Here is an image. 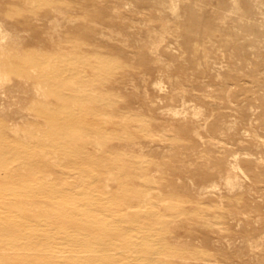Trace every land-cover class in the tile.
<instances>
[{"label":"rangeland","instance_id":"obj_1","mask_svg":"<svg viewBox=\"0 0 264 264\" xmlns=\"http://www.w3.org/2000/svg\"><path fill=\"white\" fill-rule=\"evenodd\" d=\"M5 1L6 2H3L4 8H0L1 18H4L5 20H12V22L20 28H23L26 25H30L33 29H35L36 32H40V34H43L42 31H45L46 33L48 32L49 37H47L50 39H48V45H51L47 46V51L36 49L37 41L35 39L40 36L39 34H37L34 36V41L32 42L31 46L27 48L28 51H26V53L21 58H17L16 56H11L9 54L10 49H16L15 45L12 43H9L8 51L7 48L1 50L2 63L0 64V74L2 78L3 76H6V79L2 83H0V130L5 122L11 121V118H13V120L17 119L18 121V125L21 129L18 130V136H21L23 134L22 127H28L27 125H30V130L28 133H26L25 136L36 142L47 140L46 138L50 134V130H53V128L47 129L50 124L46 119V114H43V112L41 111V107L43 106L42 103H38L37 105L28 108L26 112L27 115L24 114L23 116H19L17 115V113H11L9 111L10 96L7 97V95L5 94L7 93L14 96V98H12V107H16L20 103L16 100L18 96L23 97L25 95V93L22 92V88L20 87V80L18 77L17 66L19 65L16 64V61L19 59L23 60L29 66H31L30 69L31 71H33L35 76H37L42 67L46 66V63L49 62L50 64L53 63V66L55 65L54 67L51 66L50 69H55L58 67L62 68V61L67 62L63 63L66 64L67 68L68 64L70 63H68L69 60H65L69 59L68 57H70V55L71 57L78 56L84 60H96L98 55H94V53H108L126 57L130 60V62H133V64H138V62L140 63L141 59L143 60L142 65L137 66L138 74L137 72H134L133 68H126V77L123 79H118L123 83H121V81H118L119 83L116 82V84L124 85L122 87L114 89L113 92L112 90L105 88L104 95L112 99L115 98L118 101H124L126 97H123L122 92H128L129 90V92L134 91V97L132 96L134 100L131 98L132 105L130 109L125 107L124 110L126 111V116L131 117L132 115H129V113H131L135 114L134 117H137L136 120H132L130 122L131 129L135 130L139 128L138 123H140L142 129H145L143 130V133L138 132L140 136H145L143 138L141 137L144 140H142L141 138L139 140L145 150L143 151L142 148L137 146V144L129 145L128 147H126V150L124 149V151H126V155L129 156L130 159L124 161L123 164H125L124 166H127L130 171H133L136 173V175H138V178L135 179L139 183L137 184V188H142L143 194L145 193V191H147L146 194L148 196V200L143 201L141 199V201L139 202L140 205H138L137 207H127L126 211H128V213L126 214L121 212H114L112 211L111 207L114 204L113 200L110 199L109 195H107L106 193L102 194L100 190L96 189L91 172H84L82 170V174L81 171L70 169V167H64L63 165L57 163L53 165V168L51 170L42 171L40 174H34V181H39L41 184H48L47 186L50 188L61 186L72 187L70 189L71 192L73 191L71 195L65 194L64 197H54V199L63 200L62 202H65L67 205H69V208L71 210L77 211V214L82 218H92L91 214L86 210V202L88 203V198L102 196L100 203L101 206H99L100 211L103 210V212H101L103 215L101 219L111 220V222H109L111 226L122 224V226L130 227L133 223L138 224L137 228L139 229H135L134 231H132L134 237L139 240L140 238L146 239L149 243V246L151 247V250H153V248L159 249V256L161 260L160 263L157 262L155 264H204L202 263V258H200V256H197V253H205L209 250L211 245L207 242L204 233H202L203 230H201V223L205 222L214 224L215 220H221L220 222H222L220 224L218 223L219 221L216 222V226H218V228L216 227V229L225 227L228 230L221 228L218 232L214 231L215 233H219L221 236H223V239L221 237L222 240L220 239L219 241L220 245H216L215 249L210 251V255L213 252V254H216L215 256L213 255L212 257V255H206V257L211 259V261L209 260V262L211 263L207 262L206 264H264V232H262L264 231V221L262 223V220L264 219V143L262 144L260 142H255L250 137L252 133L256 132H258L261 137H264V0H241V8H236L232 0H203L201 2L198 1L199 3H196L197 5H194V0H192V2H189V4H186L188 2L185 3L184 1L176 0L175 3L176 5H178L180 16L175 17L171 13V8L169 9L170 2L168 0H151L152 2L150 0H145V3H141V1L143 0H130L129 2H127L128 0L126 2L124 0H120V2L116 0L117 4L114 5L112 3H115V1L112 3L109 2L111 6L113 5L112 7L114 9H117L116 7L120 6V11L122 13L124 11V13H127L124 15L126 17H124V19L126 21L129 20L128 24L131 23V25L128 26L127 29L130 28L129 30H131L132 32L138 30L137 26H143V31H145L146 37H149L148 26L152 25L153 23L155 25L153 24L152 26H150V28H152L153 26H158L159 24L161 25L160 19L157 20L155 17H152L155 18V20H151L150 16L160 13L163 14L162 16H164L165 18L171 16L168 18V20H170L171 23H174L173 25H175V23H179L177 25L179 26V29H177L183 31L181 32V34L178 31L176 34V30L174 31L175 33H168L165 38L166 41L165 39H163L164 45L161 46L162 48L160 47L159 49L147 51L144 48H137L133 41V43L131 41V43H127V47V44L123 43L121 39H119L118 37L117 39L112 36V34H110V32H112L115 28L112 30L111 28L113 27L101 24L103 28L106 27L104 28V30L106 29L105 35L100 33L98 35L96 34L97 37H95V39L87 45V49L85 50V52L77 49V47L72 42L73 36L71 34L67 35L66 33L61 37H58L60 36V34L51 31L47 23L48 19L46 18V16L39 13L40 0H20L19 2L24 8V11L21 12V14L19 13V11H17V15L13 17V19L4 17L5 14H8L7 5L10 4L9 0ZM51 1L53 2L56 0ZM83 1L85 2V0H80L79 4H77V2L74 0L72 2H69V20L74 18L73 20L75 21L74 22L73 20H71L74 23L69 21L71 22H68L69 25H71L72 23L78 24L80 21H82V16L86 11V7H84L82 4ZM166 1H168V3ZM247 1L251 2L248 3ZM259 1L261 3H259ZM26 2H28V6L25 7V5L27 4ZM161 2H163V5L160 4ZM71 3L75 4V6L71 5ZM227 3L228 6L226 5ZM229 4L231 6H229ZM121 5H125L127 6V8L129 7L134 10L128 8V10L126 11L127 8L124 6V10ZM149 5H155V8L150 7ZM158 6H161V8H156ZM245 6H247L246 8H248L249 10H244ZM248 6L251 8H249ZM112 7H109L108 10H111ZM186 7L188 9H185ZM217 11H219V13ZM230 12L232 14H230ZM241 12L243 13V15H241ZM35 14L36 18H34ZM199 15L202 16V19ZM217 15L218 17H216ZM130 16L133 19H130ZM194 16L197 20H204L205 25L201 23L202 21H197L195 20V18L193 19ZM221 16L224 17V22L222 24H219L217 21L219 20L218 18H221ZM127 17L129 18L127 19ZM176 17H178V20H176ZM36 19L38 22L36 21ZM188 19H192V22ZM194 20L197 21V23L193 22ZM209 24L213 26H210ZM207 25H209V27ZM227 26H229V28ZM215 27H217V29ZM190 28H192V30L195 32H199L197 36H199L200 38H198V42H200L201 48L199 50L200 52L194 55L196 58H194V56H189L191 55L189 54L191 53V42H193L194 39H197V36H194L196 35V33H193ZM210 28L211 31L209 30ZM108 29H110V32L108 31ZM185 30L191 31H187L184 33ZM112 33H115V31ZM186 33H189V36L186 35L187 37L193 38H191L190 40L185 35V38H182L183 34ZM106 36H109V38L111 37L112 39H107ZM212 36L215 38H212ZM227 37L229 39L226 40L225 38ZM204 38L206 39L205 41ZM209 38H211V41L215 39L213 43L210 42ZM230 39L234 40V43ZM59 40L61 43L59 42ZM58 42L59 45H57ZM203 42H205V48L208 47V49L206 48L207 50L205 49V51H203ZM209 42L210 45H213L212 48L209 45ZM214 42L216 44H214ZM225 42H228L229 44L226 45ZM72 44L74 45L73 47L71 46ZM49 47L54 50L49 49ZM140 52L143 53L140 54ZM204 52L207 53H205L204 55ZM67 54H69V56ZM178 54L183 55L179 57ZM153 56L156 58L160 57L161 59H164L163 61L166 62L164 64H168L166 65L168 69L170 68L168 77L159 75V70L155 69L157 65L152 62L153 60L151 59ZM42 57H44L41 61L42 63H39V61L37 60H41ZM46 57L47 59L45 60ZM50 57L53 60L51 59V61H49ZM205 59L207 60V62ZM8 61H14V63L10 65ZM36 62L39 64H36ZM81 67L85 69L87 66L85 63H82ZM149 74L151 75L150 77ZM130 77H132V79ZM152 77L155 78L154 81ZM126 78H128L129 80H126ZM144 78H146V80ZM39 79L40 78L37 76V81L34 82L36 85L42 84V82L38 81ZM133 79L135 80L134 83ZM155 81L162 82L163 86L166 89L164 95L161 92H155V90L153 89V83ZM90 83L94 84L91 81L87 82V84ZM91 84L86 86L89 88H91L90 86L94 87V85ZM170 84H178L180 85V87H183L185 89L187 88L189 89V91H191L189 92L188 90H186V96L182 97L184 99H181L182 95L179 96L170 94V92L168 91L171 89ZM49 86L50 83L49 85H47L48 89ZM241 86H244V89H242ZM145 91L147 92L145 93ZM153 91L155 94H152ZM192 92L195 95H192ZM106 93L108 94L106 95ZM112 93L114 94V97ZM159 94L162 95V97H160ZM115 96H119L121 97V99ZM187 96L189 98H187ZM141 102H144L147 106L144 103L142 104ZM186 104H192L197 108H200L203 111L202 117H207L210 125L204 128L202 124L198 127V129H200L199 131H201V139L204 140V142L197 145L193 144V147L196 146V149H194L195 151L192 149V146L190 145L191 143L183 142L181 144V149L179 150H182V152L179 153L178 149H175L178 145V142L173 143V138H183L182 126H175V117H179L181 115L179 113L176 115L173 114L172 110L182 111L184 110L183 107ZM149 105H151L152 107L150 108ZM51 107L55 112H58L60 110V106L58 105H52ZM149 109L152 111H150ZM114 112H117V114L119 113L116 109L113 110V113ZM121 113L123 112H120V114ZM171 113L172 115H169ZM205 113L208 115H206ZM116 115L113 116L114 119L119 117L118 115ZM121 115H125V113ZM91 116L92 115L87 116L88 119L95 120V117ZM171 117H173L174 119H172ZM119 119L124 120V118H122L121 116L120 118H118V120ZM153 120L158 121L157 125L153 126L152 131L148 132V129L146 131L147 126H149L148 122ZM98 122L100 125L102 123V126H108L110 123L107 120L106 123H109H104L105 119L102 120V118H100ZM122 122H126V120ZM223 123L225 124L223 125ZM166 124H169L170 128L169 125L167 126ZM230 124L233 125L235 130L233 129V127L231 130L226 129V127ZM39 125L43 127V129ZM171 125L173 126L171 127ZM219 126L223 128L219 129ZM157 129L159 130V132ZM164 129L166 130L164 131ZM160 131H163V133H161ZM152 133L157 134L156 136H154L155 138L158 136L157 142L156 139L154 140L155 142L153 141L154 138L152 136ZM173 134H175V136ZM162 135L165 137L164 139L162 138ZM171 135H173L171 137L172 139H170L169 137ZM147 137L150 139L145 140V138ZM159 137H161V140H159ZM49 139H51V136L49 137ZM210 139H212L216 143H214L213 145L211 143L206 144ZM149 144H151L150 146H152L151 149H149ZM147 147L149 148L147 149ZM201 147L203 149L205 148V150L200 149ZM188 148L191 149L188 150ZM221 148L222 152L220 151ZM40 151L48 157L55 155V152L50 150L48 147L43 146L40 148ZM203 153L226 155V157H229L228 159L231 160L236 159L237 154V157H240L238 158L240 166L237 165V160L236 168L239 175L241 176L239 177L243 184V187L237 186L235 187V189H233L229 185H227L224 178L215 177L214 182H211L212 180L203 182V184H201V186H203L202 190L201 186L196 184L197 180L194 175H198L197 172L198 170H200V168H206L205 160L203 159L204 157H202L204 156ZM189 158L191 159L189 160ZM245 159L246 162H244ZM173 164L176 165L177 170L172 171L171 169H169L170 165ZM186 164H190L191 167L190 165L187 166ZM192 164L194 167L192 166ZM216 168L218 169V166L215 164H211L209 166V170H214ZM18 169L19 168L14 167L13 165L0 166V179H3L4 175H6L7 172H15L18 171ZM114 171L118 174V169H114ZM171 172L173 173L171 174ZM180 174H182V176H180ZM184 174H187L188 177H186L187 175L184 176ZM208 177L210 178V176ZM188 178L190 181L188 180ZM191 179H193L195 183ZM185 180L188 181L184 183L183 181ZM188 183H191L190 185L192 186V188L188 186ZM85 184L89 185V187L83 190V185ZM251 185L253 188H251ZM214 188L220 191V193ZM226 188L228 189L227 191ZM245 189H247V191ZM45 190H47V187L44 188V191ZM198 190H200V194L199 192L196 193V191ZM208 190H210L211 192H209ZM18 191L19 184L15 181H10L5 186L0 185L1 224L9 218L15 216L21 217V215L23 214V211L20 210L18 205L15 203V200L20 197ZM206 191L209 192V196L206 195L208 193ZM204 193H206V196H202ZM216 194L219 196H217ZM220 194L222 195L220 196ZM232 194L235 199L230 196ZM223 197H225V199ZM30 201L36 203L39 202L38 200H35L34 197ZM50 207L51 208H49V212H51L50 214H52L56 210L52 209L54 207L53 204ZM36 209L40 211L43 210L41 209L40 203L38 206H36V208L31 210L33 212H38ZM234 211L236 214L234 213ZM237 213L239 217L237 216ZM248 217L250 218L247 219ZM31 219L33 220L32 223H35L36 218L32 217ZM246 220H251L250 222H252L254 225L250 222H247ZM235 221L239 223V225H236V228L235 225H233L236 224ZM213 224L211 226L215 228V224ZM52 225L53 226H50L49 229L46 230V233L53 234V236H58L64 233V227H66V225L62 227L55 221L52 223ZM229 226L231 227L230 229L227 228ZM0 227V244L5 249H8L12 252H14L15 250L17 251L18 249L17 252H20L22 254L28 251V249L26 248H20L19 243L23 242V240L19 241V239L17 240L13 237H10L9 235H6L2 230V226ZM75 227L76 226H74L73 228ZM88 231L90 230L88 229ZM90 232L95 239L99 238V231L95 230ZM235 232H237L236 235ZM242 232L244 234L247 233V235H244ZM251 235L255 236L253 237V241ZM249 239L251 240L250 242ZM255 240H258L257 242L259 244L256 243ZM231 241H233L234 243ZM224 242L226 243L224 244ZM81 253L85 252L82 251ZM122 253L128 256H133L130 258H136L142 255L141 251L135 250L132 245H126L125 248L122 249ZM212 259L217 261L213 262L214 260ZM122 262L119 259L118 264H123ZM143 263L154 264V262L147 263L145 261H143Z\"/></svg>","mask_w":264,"mask_h":264},{"label":"bare ground","instance_id":"obj_2","mask_svg":"<svg viewBox=\"0 0 264 264\" xmlns=\"http://www.w3.org/2000/svg\"><path fill=\"white\" fill-rule=\"evenodd\" d=\"M9 1H10V4L7 5L8 14H5L4 17L9 18V19H11V18L13 19V17H15L17 15L16 12L19 11V13L21 14V12L24 11V8L21 6V4L19 2L20 0H9ZM72 1L73 0H56V1L52 2L51 0H40V4H39L40 12L39 13L46 16V18L48 19L47 23H48L51 31H53L54 33L60 34V36H58V37H61L62 35L66 34V33H67V35L71 34L73 36L72 37L73 41L72 40H70V41H72L74 43V45L77 47V49H79L82 52H85V50L87 49V45L90 44L91 41L95 39V37H97L96 34L98 35L100 33V34L105 35L106 29L104 30V28H106V27L103 28L101 24L107 25V26L109 25V26L113 27V28H111L112 30L115 28L113 31L111 30L112 32L115 31V33L110 32V29H108V31L115 38L118 37L119 39H121L123 43L127 44L130 41L131 42L133 41L134 44L137 46V48L138 47L140 49L144 48L147 51L159 49L162 45H164L163 39L166 38L168 33H175L176 32V34H177V31H178L181 34V32L183 31V30L182 31L178 30L179 26H177V25L179 23L178 24L175 23V25H173L174 23H171L170 20H168V18L171 16H169L168 18H165L164 16H162L163 14L160 13L161 15L160 14H153L152 16H150L151 20L152 19L155 20V18L157 20L160 19L161 25L159 24L160 25V26L158 25L159 27L153 26L152 28H150V26H152L154 24L152 22L153 24L148 26L149 37H146L145 31H143V26H137L138 30H135L136 32L135 31L132 32L131 30H129L130 28L127 29V27L131 25V23L129 22L130 24H128L129 20L126 21L124 19V17H125L124 15L127 13H124L125 12L124 11L123 12L124 14H123L120 11V6L119 7L115 6L117 9L119 8L118 10L114 9L112 7L114 4H117L116 0H105V1H103V0H85V2L83 1L84 3L82 2V4L84 7H86V11L82 16V21H80L78 24H73L75 22L73 20L74 18L71 19L74 22L69 20V14H68V11L70 10V5H68V4H69V2H72ZM74 1H76L77 4L80 3V0H74ZM114 1H115V3H112ZM118 1L120 2V0H118ZM124 1L126 2L127 0H124ZM129 1L130 0H128L127 2H129ZM137 1H140V0H137ZM144 1L145 0L141 1V3H143ZM168 1L170 2L169 9L171 8L172 15H174V17L180 16L178 5H176V3H175L176 0H168ZM168 1H166V2L168 3ZM178 1H184L185 3L188 2L186 4H189V2H192V0H178ZM198 1L201 2L203 0H194L193 2L195 4L194 3L193 4L197 5L196 3H199ZM3 2H6V1L0 0V8L1 7L4 8ZM28 2H26L27 4L25 5V7L28 6ZM109 2L112 3L113 5L111 6ZM232 2L234 3L236 8L242 7L241 0H232ZM250 2H248V3H250ZM150 3H148V4H150ZM162 3L163 2H161L160 4H162ZM224 3H223V5H224ZM228 3L226 4L227 6H228ZM259 3H261V2L259 1ZM71 5L75 6V4H72V3H71ZM51 6H52V9H51ZM124 6L125 5H123V6L121 5V7L125 10ZM154 6H150V7L155 8ZM190 6H192V5H190ZM229 6H231V5L229 4ZM109 7L110 8L112 7V9L108 10ZM125 7L127 8V6H125ZM246 7L247 6H245L244 10H246V9L249 10ZM128 8L126 9V11L128 10ZM156 8H161V6H158ZM249 8H251V7H249ZM129 9H131V8H129ZM185 9H188V8L186 7ZM258 9H259V7H258ZM131 10H134V9H131ZM217 12L219 13V11H217ZM155 13H156V10H155ZM230 14H232V13L230 12ZM241 15H243V13ZM152 17H155V18H152ZM200 17L202 19V16H200ZM216 17H218V15ZM34 18H36V14H35ZM41 18H43V17H41ZM128 18L129 17H127V19ZM131 18L132 17L130 16V19ZM176 18H177L176 20H178V17H176ZM194 18H195V16L193 17V19ZM256 18H257V16H256ZM218 19H217L218 20L217 22L219 24H222L224 22L223 16H221V18H218ZM195 20H197V19L195 18ZM195 20L193 22L197 23V21L200 19H198L197 21H195ZM36 21H37V19H36ZM69 21H71L73 23L71 25H69L68 24ZM189 21L192 22V19ZM200 21H202L201 23L204 24V20H200ZM71 22H69V23H71ZM186 22H188V21H186ZM186 22H184V23H186ZM150 23H151V21H150ZM209 25H207V26L209 27ZM210 26H213V25H210ZM227 27L229 28V26H227ZM211 28L209 29L210 31H211ZM215 28L217 29V27H215ZM190 29L192 30V28H190ZM198 29H199V27H198ZM187 31H189V30H187ZM187 31L185 30L184 33ZM221 31H223V30H221ZM224 31H225V28H224ZM44 32L45 31H42L43 34H40V32H36L35 29H33L32 26H30V25H28V26L26 25L23 28H20V27L16 26L12 22V20H5L4 18L0 17V64L2 63V59H1V53L2 52H1V50H4L7 48V51H8L9 50L8 49L9 43L14 44L16 47V49H14V48L10 49L9 54L11 56H16L17 58H21L26 53V51H28L27 48L29 46H31L32 42L34 41V36L37 34H39L40 36L37 39H35L37 41L36 49L47 51L46 50L47 46H49L51 44L48 45L49 33L48 32L44 33ZM143 32H144V34H143ZM194 32L195 31H193V33ZM193 33H192V35H193ZM195 33H196V35H194V36L196 37L199 32H195ZM53 34H52V36H53ZM180 34H178V35H180ZM184 35L189 36V33L183 34L182 38H185ZM192 35H190V36H192ZM106 37H107V39L109 38V36H106ZM187 38L191 40V38H193V37H190V38L187 37ZM198 38H199V36H197L196 40L194 39V41L191 42L192 43L191 48H190L191 53H189L191 55L188 54L189 56H194V55H196V53L200 52L199 50L201 47H200V42H198L199 41ZM212 38H215V37L212 36ZM210 39L211 38H209V40ZM225 39L227 40L229 38L227 37ZM205 40L206 39L204 38V41ZM214 40H212V41L210 40V42L213 43ZM230 40H232V39H230ZM111 41H114V40H111ZM165 41H166V39H165ZM221 41H222V39H221ZM232 41L234 43V40H232ZM232 41H231V43H232ZM59 42H60V40H59ZM59 42L57 43V45H59ZM210 42H209V45H210ZM204 43L205 42H203V44ZM214 44H216V43L214 42ZM228 44L229 43L227 42L226 45H228ZM74 45L72 44L71 46L73 47ZM202 46H203V51H205L206 48L208 49V47L205 48V44ZM210 46L212 48L213 45H210ZM51 47H49V49L54 50V49H52L53 47L52 48ZM127 47H128V44H127ZM92 48H93V46H92ZM130 48H132V47H130ZM167 48H168V46H167ZM169 49H167V50H169ZM141 53H143V52H140V54ZM205 53H207V52H204V55H205ZM84 54H86V53H84ZM55 55H57V54H55ZM67 55L69 56V54H67ZM94 55H98L96 60H90V59L84 60L78 56L71 57V55H70L71 58L70 57H68L69 59L65 58L66 59L65 61L69 60L68 63H70V64H68L67 68H66V64H63V63H67V62H63V61L61 62L62 68L58 67L55 69L54 68L50 69V67L53 66V63H51V64H50V62L46 63V66H43L44 68L42 67V69L39 71V74L37 75L40 78L38 81L42 82V84H38V85H36L34 83L37 81L36 80L37 76H35L33 71H31V69H30L31 66H29L23 60L19 59L16 61V64L19 65V66H17L18 67L17 71H18V77L20 80V87L22 88V92H24L25 95L23 97L18 96V98H16V100L19 101L20 103L16 107H12L11 106V104L13 102L12 98H14V96L6 93L5 95H7V97L10 96L9 97L10 98V100H9V111L11 113H17V115H19V116H23L24 114H26L28 108L35 106L38 103H42L43 106L41 107V111L43 112V114H46L45 115L46 119L50 124L47 129L53 128V130H50V134L46 138L47 140H43L41 142L33 141L32 139H29L27 136H25L26 133H28L30 130L29 129L30 125H27L28 127H22L23 134L21 136H18L17 135L19 132L18 130H21V129L18 125L17 119L13 120V118H11L10 119L11 121L5 122L2 125V128L0 130V166L13 165L14 167L19 168L18 171L7 172V174L4 175V178L0 179V185L5 186L10 181L11 182L15 181L16 183L19 184L18 193L20 194V197L15 200V203L18 205L19 209L23 211V214L21 215V217L15 216V217L9 218L5 222H3L2 224L0 222V226H2V230H3V232H5L6 235H9L10 237H13L17 240L19 239V241L23 240V242L19 243L20 248L28 249L27 252H24V254H22L20 252H17L18 249H17V251L15 250L14 252H12L8 249H5L0 244V264H118L119 259L121 262L123 261L122 262L123 264H144L143 261H145L147 263L154 262V264L157 262L160 263L161 258L159 256L160 255L159 249L153 248V250H151V247L149 246V243L146 239L140 238V240H139L136 237H134L132 231H134L135 229H139V228H137L138 224L133 223L132 226H130V227L129 226H122V224L116 225V226H111L109 224V222H111V220L101 219V217H103V215L101 213V212H103V210L100 211L99 206H101L100 203H101L102 196L95 197V198H88V203L86 202V205H87L86 210L88 213L91 214L92 218H82L77 214V211L71 210L69 208V205H67L65 202H62L63 200H55L54 199V197H61V196L64 197L65 194L71 195L73 191L71 192L70 189L72 187L61 186L62 188L61 187H51L50 188L47 186L48 184L47 185L41 184L39 181L36 182L33 179V178H35V177H33L34 174H38V173L40 174L42 171L51 170L53 168V165L57 163V164L63 165L64 167H70V169L81 171L82 174H83V171L84 172H91L93 179H94L93 182L96 186V189L100 190V192H102V194L106 193L107 195H109L110 199L113 200L114 204L111 207H112V211H114V212H117V213L121 212V213L126 214V213H128V211H126L127 207H137L138 205H140L139 202L141 201V199L143 201L148 200V196L146 194L147 191H145V193L143 194V189L140 187L137 188V184H139V183L135 179L138 178V175H136L135 172L130 171V169H128V167L124 166L125 164H123L124 161H127L128 159H130L129 156L126 155L127 154L126 151H124V149L126 150V147H128L129 145L137 144V146L142 148L143 151L145 150L143 145L139 141L141 137L143 138L145 136H140L138 133V132L143 133L144 132L143 130H145V129L141 128L140 123H138L139 128H137L135 130L131 129V127H130L131 123L130 122L132 120H136L137 117H134L135 114H131V113H129V115L130 116L132 115L133 117L132 116L131 117L126 116V111L124 110L125 107L130 109V107L132 105L131 102H132V99L134 97V91L129 92L130 91L129 90L128 92H126V91L122 92L123 97H126L124 101H118L115 98L112 99V98L106 97L104 95L105 88L112 90V92H113L114 89H117V88L122 87L124 85V84H116V82L121 81V80H118L119 78L123 79L126 77V73H125V70H127L126 68H133L134 72H137V74H138L137 66L138 65L141 66L143 63V60L141 59L140 63L138 62V64H133V62H130V60L128 58L121 57L119 55H113V54H108V53H101V54H97V53L95 54L94 53ZM178 55L180 57L183 54L182 55L178 54ZM60 57H58V58H60ZM206 57H207V55H206ZM43 58L44 57H42L41 60L38 59L37 61H39V63H42L41 61L43 60ZM194 58H196V57L194 56ZM46 59H47V57L45 58V60ZM51 59L52 58L50 57L49 61H51ZM151 59L153 60L152 62H154L157 65L155 69L159 70L158 71L159 75H164L165 77L166 76L168 77L170 68L168 69L166 67V65H168V64H164V63H166L165 61H163L164 59H161L160 57L156 58L154 56ZM132 61H134V60H132ZM191 62H192V60H191ZM206 62H207V60H206ZM13 63H14V61L9 62L10 65H12ZM39 63L36 62V64H39ZM82 63L86 64L87 67L85 69L83 67H81ZM141 73H143V72H141ZM150 76L151 75L149 74V77ZM132 77H130V78L132 79ZM155 77H156V74H155ZM146 78H144V79L146 80ZM5 79H6V76H3V78H2V76L0 74V83H2ZM127 79L128 78H126V80ZM154 79L155 78H153V81H154ZM88 81H91L92 83H94V84L90 83L91 85H94V87H92V86H90L91 88L87 87L88 85H90V84H87ZM134 81L135 80L133 79V83H134ZM171 82H172V80H171ZM49 83H50V86L48 89L47 85H49ZM121 83H123V82L121 81ZM154 83H153V86H154L153 89L155 90V92L156 91L161 92L164 95L166 89L163 86L162 82L155 81ZM170 85H171V89L170 90L167 89L170 92V94L179 95V96L182 95L181 99H184L182 97L186 96L185 95V93H187L186 90L189 91V89H187V88L185 89L183 87H180V85H178V84L177 85L176 84H170ZM237 86H238V84H237ZM148 87H150V86H148ZM150 88H152V87H150ZM241 88L244 89V86L243 87L241 86ZM146 92L147 91H145V93ZM107 94L108 93H106V95ZM112 94H111V96H112ZM152 94H155L154 91ZM193 94L194 93L192 92V95ZM113 97H114V94H113ZM115 97H119V96H115ZM160 97H162V95H160ZM189 97H190V93H189ZM189 97L187 96V98H189ZM119 98L121 99V97H119ZM174 98H176V97H174ZM183 102H185V101H183ZM141 103L143 104L144 102H141ZM182 104H184V103H182ZM198 104H200V103H198ZM216 104H218V103H216ZM52 105L53 106L54 105L60 106V110L58 112H55L53 110V108L51 107ZM149 106H150V108L152 107L151 105H149ZM107 107H109V108H107ZM183 108H184V110H182V111L181 110H172L173 114L176 115L179 113L181 115L179 117H175L176 118L175 126L176 127H177V125L182 126L183 138H178V139L175 137L173 138V140H174L173 143L178 142V145L177 146L175 145L176 146L175 149L176 150L178 149L179 153L182 152V150L181 151H179V150L181 149V144L183 142L184 143H187V142L191 143L190 144L191 146L193 144L197 145V144L203 143L204 140L201 139V135H200L201 131H199L200 129H198V127L201 126L202 124H203L204 128L210 125V122H208L207 117H202L203 111L200 108H197L196 106H194L192 104L191 105L186 104ZM109 109H111V110H109ZM114 109H116L119 112L118 114H120V112H123L121 114L125 113V115H121V114L118 115L117 112L116 113L114 112L115 113L114 114L113 113ZM176 109H177V107H176ZM120 110H123V111H120ZM150 111H152V110H150ZM161 113H163V112H161ZM116 114L119 116L118 118H120V116H121L122 118H124V120H120V119L118 120V118L114 119L113 116ZM89 115L94 116L95 120H89L87 117ZM169 115H172V113ZM206 115H208V114H206ZM28 116H29V114H28ZM28 116H26V117H28ZM158 116H155V117H158ZM150 117H152V116H150ZM173 117H171V118L174 119ZM100 118H102V120L105 119L104 123H106V120L109 121L110 123L107 122V123H109V125L108 126H102V123L100 125L98 122L100 120ZM160 118H162V117H160ZM125 120H126V122H122ZM157 122L158 121H156V120L149 121L148 122L149 126H147L146 131H147V129H148V132L152 131L153 126H156ZM172 124H174V123H172ZM224 124L225 123H223V125ZM172 126L173 125H171V127ZM31 127H32V125H31ZM232 127H233V125L230 124L226 127V129L231 130ZM41 128L43 129V127H41ZM169 128H170V125H169ZM222 128L223 127L219 126V129H222ZM233 129H234V127H233ZM165 130L166 129H164V131ZM158 132H159V130H158ZM160 132L163 133V131H160ZM170 134H172V133H170ZM156 135L157 134H153L152 136L154 138L153 141L156 139V142H157L158 136L156 138L154 137ZM173 135L175 136V134H173ZM173 135L169 136L170 139H172L171 137ZM50 136H51V139H49ZM176 137H178V136H176ZM250 137L255 142H260L262 144L264 143V137L263 136L261 137L258 132L252 133ZM159 138H160L159 140H161V137H159ZM162 138L164 139L165 137L163 136ZM146 139H150V138L147 137V138H145V140ZM142 140H144V139H142ZM209 143H211L213 145L216 142L213 141L212 139H210L208 141V143H206V144H209ZM150 145L151 144H149L148 146H150ZM43 146L48 147L50 150L55 152V155H53L51 157L44 155L40 151V148ZM151 147L152 146H150V148L147 147V149L148 148L151 149ZM195 147L192 146V149L193 150L196 149ZM202 147L200 149L205 150V148L203 149ZM189 149H191V148H188V150ZM220 151L222 152V148L220 149ZM185 153H187V152H185ZM217 153H219V152H217ZM203 155L204 156H202V157H204L203 159L205 160L206 168H200V170H198V172H197L198 175L197 176L194 175V177L197 180V183H196L197 185L201 186V184H203V182H206L208 180H212L211 182H214L215 177L224 178L227 185H229L233 189H235V187H237V186L240 187L243 185L241 180H240L241 176L239 175L237 168H236L237 165L240 164L239 159H238L240 157H237V154H236V159H233V160L228 159L229 157L227 158L226 155H220V154L214 155L211 153H207V154L203 153ZM198 156H199V154H198ZM184 158H186V157H184ZM191 158H189V160ZM180 160H181V158H180ZM237 160H238V162H237ZM236 162L238 163L237 165H236ZM244 162H246V159L244 160ZM190 163H191V161H190ZM195 163H196V161H195ZM211 164L217 165L218 169L216 168L214 170H211V169L209 170V166ZM189 165H187V166H189ZM192 166H193V164H192ZM190 167H191V165H190ZM214 168H215V166H214ZM114 169H118V174L115 173ZM169 169H171L172 171L177 170L176 165H174V164L170 165ZM172 173L173 172H171V174ZM185 175H187V174H184V176ZM180 176H182V174H180ZM208 176H210V178ZM186 177H188V175ZM188 180H189V178H188ZM191 180L194 182L193 179H191ZM187 181L185 180L183 182L185 183ZM242 181H243V179H242ZM190 184L191 183H188V186H190L192 188V186ZM244 185H245V183H244ZM45 187H47V190L44 191ZM88 187H89V185H86V184L83 185V190L87 189ZM202 187L203 186H201V188ZM251 188H253L252 185H251ZM202 190H203V188H202ZM227 190L228 189L226 188V191ZM243 190H241V191H243ZM245 190L247 191V189H245ZM199 191L200 190L196 191V193H198ZM208 191L211 192L210 190H208ZM208 191H206V192H208ZM216 191H218V190H216ZM79 192H80V190H79ZM209 192L207 194L204 193L202 196H204L205 194L208 195ZM218 192L220 193V191H218ZM42 193H44V194H42ZM199 194H200V192H199ZM229 194H231V193H229ZM221 195L222 194H220V196ZM210 196H212V195H210ZM217 196H219V195H217ZM230 196L234 198L233 194ZM33 197L35 198V200H38L39 202L36 203V202L30 201L31 199H33ZM223 198L225 199V197H223ZM240 201H242V200H240ZM39 203H40L41 209H43V210L40 211V210L36 209L38 212H33L31 209L36 208V206H38ZM52 204L54 205V207L52 209H54L56 211L54 213L50 214L51 212H49V208H51L50 206ZM199 206H202V205H199ZM234 213H235V211H234ZM237 216H238V213H237ZM32 217L36 218L35 223H32V221H33L31 219ZM249 218L250 217H248L247 219H249ZM232 219H234V218H232ZM54 221L62 227L64 225H66V227H64L65 228L64 233H62L61 235H58V236L54 235L53 236V234L46 233V230H48L50 226H53L52 223ZM218 221L219 220H215V223H214L215 225L213 223H205V222L201 223V230H203L202 233H204V236H205L207 242L211 245L209 250L206 251L205 253H197L198 254L197 256H200V258H202V261H203L202 263H204V264L209 262V260L211 261V259L206 257V255H209V256L212 255V257H213V255L214 256L216 255V254H213V252L210 255V253H211L210 251L215 249L216 245L217 246L220 245L219 241H220L221 237L223 239V236H221L219 233H215V232H218L221 228L228 230L225 227H221L220 229H216V227L218 228V226H216V222H218ZM220 221L218 222L219 224L222 223ZM246 221L250 222L248 220H246ZM263 221H264V219L262 220V223H263ZM237 223L238 222H236V224H233V225H235V228H236V225H239V223L238 224ZM250 223H252V222H250ZM172 224H173V222H172ZM212 224L214 225L215 228H213V226H211ZM226 224H227V222H226ZM74 226H76V227L73 228ZM230 226L227 228L230 229L231 228ZM87 227L90 231H95V230L99 231V238L95 239L94 236L91 235V232L88 231ZM237 232H235V235ZM262 232H264V231H262ZM243 234H241V235H243ZM244 235H247V233ZM252 235H251V238L253 241V237H255V236H252ZM259 235H260V233H259ZM242 237H244V236H242ZM229 240H230V238H229ZM250 241L251 240L249 239V242ZM257 241H256V243H258ZM226 242H224V244ZM231 242H233V241H231ZM249 242H247V243H249ZM126 245H132L135 248V250L141 251L142 255L140 257H136V258H130L133 256H128V255L123 254L122 249L125 248ZM224 247H226V246H224ZM82 251H84L85 253H81ZM17 253H20V254H17ZM221 258H223V257H221ZM214 259H212V260H214ZM216 261L214 260L213 262H216ZM209 263H211V262H209Z\"/></svg>","mask_w":264,"mask_h":264}]
</instances>
